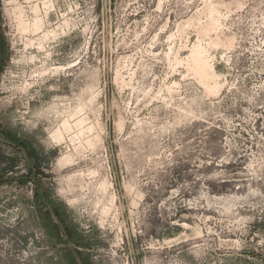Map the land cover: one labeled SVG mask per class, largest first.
Returning a JSON list of instances; mask_svg holds the SVG:
<instances>
[{"label":"rangeland","instance_id":"1","mask_svg":"<svg viewBox=\"0 0 264 264\" xmlns=\"http://www.w3.org/2000/svg\"><path fill=\"white\" fill-rule=\"evenodd\" d=\"M0 42V264H264V0H0Z\"/></svg>","mask_w":264,"mask_h":264},{"label":"flooded vegetation","instance_id":"2","mask_svg":"<svg viewBox=\"0 0 264 264\" xmlns=\"http://www.w3.org/2000/svg\"><path fill=\"white\" fill-rule=\"evenodd\" d=\"M2 53H3V46H2V44H1V42H0V57L2 56ZM11 145H13V146H17L15 143H13V142H9ZM19 147V149H21V150H24L23 149V147H21V146H18ZM44 198V197H43ZM45 199V198H44ZM46 202V201H45ZM73 246V245H72Z\"/></svg>","mask_w":264,"mask_h":264},{"label":"built area","instance_id":"3","mask_svg":"<svg viewBox=\"0 0 264 264\" xmlns=\"http://www.w3.org/2000/svg\"><path fill=\"white\" fill-rule=\"evenodd\" d=\"M253 63H254V64H256V63H257V60H256V59H254Z\"/></svg>","mask_w":264,"mask_h":264},{"label":"bare ground","instance_id":"4","mask_svg":"<svg viewBox=\"0 0 264 264\" xmlns=\"http://www.w3.org/2000/svg\"><path fill=\"white\" fill-rule=\"evenodd\" d=\"M57 69V68H56ZM54 71H57V70H54ZM204 71V70H203ZM206 75V74H205Z\"/></svg>","mask_w":264,"mask_h":264}]
</instances>
